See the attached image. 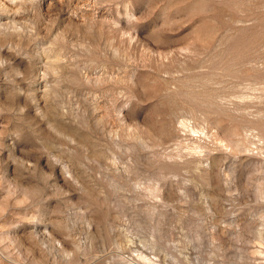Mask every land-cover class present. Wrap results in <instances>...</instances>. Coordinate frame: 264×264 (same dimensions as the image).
<instances>
[{"label": "rangeland", "instance_id": "obj_1", "mask_svg": "<svg viewBox=\"0 0 264 264\" xmlns=\"http://www.w3.org/2000/svg\"><path fill=\"white\" fill-rule=\"evenodd\" d=\"M0 264H264V0H0Z\"/></svg>", "mask_w": 264, "mask_h": 264}]
</instances>
